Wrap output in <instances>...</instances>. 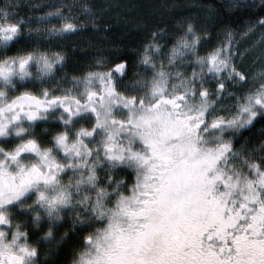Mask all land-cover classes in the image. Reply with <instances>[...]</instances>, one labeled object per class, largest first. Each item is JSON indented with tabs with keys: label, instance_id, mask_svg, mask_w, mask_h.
<instances>
[{
	"label": "clouds",
	"instance_id": "obj_1",
	"mask_svg": "<svg viewBox=\"0 0 264 264\" xmlns=\"http://www.w3.org/2000/svg\"><path fill=\"white\" fill-rule=\"evenodd\" d=\"M0 264H264V0H0Z\"/></svg>",
	"mask_w": 264,
	"mask_h": 264
},
{
	"label": "snow or ice",
	"instance_id": "obj_2",
	"mask_svg": "<svg viewBox=\"0 0 264 264\" xmlns=\"http://www.w3.org/2000/svg\"><path fill=\"white\" fill-rule=\"evenodd\" d=\"M6 27L9 28V29H11V30H13V31L15 30V25L14 24H12V25H6ZM65 27L71 28L72 25L71 24H67V25H65Z\"/></svg>",
	"mask_w": 264,
	"mask_h": 264
}]
</instances>
